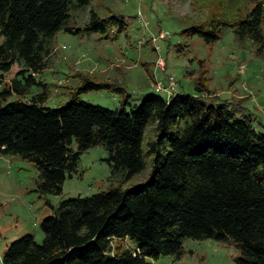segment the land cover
<instances>
[{
	"label": "trees",
	"instance_id": "obj_1",
	"mask_svg": "<svg viewBox=\"0 0 264 264\" xmlns=\"http://www.w3.org/2000/svg\"><path fill=\"white\" fill-rule=\"evenodd\" d=\"M91 1L0 0V78L19 62L24 69L17 75L42 69L57 32L106 38L110 24H118L116 33L124 29L116 16L102 19L93 11L84 26L72 25L70 10ZM254 1L244 17L223 25L264 48V0ZM216 24L183 34L213 43L220 38ZM19 82L16 76L0 90V156L28 162L38 173L40 192L59 195L80 153L101 146L121 180L107 192L64 201L42 220L41 243L20 238L0 264H153L180 256L185 239L229 242L240 252L234 264H264V131L238 115V104L206 98L203 75L194 94H149L130 111L128 94L117 110L86 103L50 109L43 106L45 95L7 102L11 92L22 95ZM98 88L109 89V82L84 77L73 95ZM150 125L155 137L144 150ZM145 158L148 178L125 186L145 170ZM124 239L135 247L113 250L111 242Z\"/></svg>",
	"mask_w": 264,
	"mask_h": 264
},
{
	"label": "rangeland",
	"instance_id": "obj_2",
	"mask_svg": "<svg viewBox=\"0 0 264 264\" xmlns=\"http://www.w3.org/2000/svg\"><path fill=\"white\" fill-rule=\"evenodd\" d=\"M254 5V0H93L88 6L70 10L71 24L84 26L93 11L102 19H121L125 25L121 32L116 33L118 24L108 26L106 38L98 33L73 36L57 32L43 68L17 75L24 65L14 64L0 78V90L9 88L17 76L22 95L11 92L7 102H29L45 95L43 106L50 109L86 103L117 110L122 96L128 94L126 111H130L146 95L168 96L154 90V81L167 87V78L171 76L174 92L194 94L196 80L203 75L207 80L206 98L238 104V115L249 116L253 126L264 131V48L248 39L236 38L232 29L223 25L238 21ZM213 20L220 29V38L213 43H206L201 36L189 38L183 34L193 26L210 28ZM262 26L264 30V18ZM159 60L164 62L163 71L155 67ZM84 77L97 84L108 81L110 88L74 97L73 92ZM154 137L150 125L145 130L144 150ZM107 158L101 146L80 153L73 171L66 175L61 193L51 195L40 192L39 176L31 164L16 156H0V258L24 236H32L36 243H41L42 220L53 216L64 201L117 188L121 177L113 175ZM145 160V170L125 186L139 185L148 178L150 158ZM111 244L113 250L135 247L128 239L113 240ZM239 254L229 242L185 239L180 256L160 257L152 263L234 264Z\"/></svg>",
	"mask_w": 264,
	"mask_h": 264
},
{
	"label": "built area",
	"instance_id": "obj_3",
	"mask_svg": "<svg viewBox=\"0 0 264 264\" xmlns=\"http://www.w3.org/2000/svg\"><path fill=\"white\" fill-rule=\"evenodd\" d=\"M155 67L163 71L165 69L164 62L162 60H159ZM174 87H175V82H174V79L171 76L167 78V87H164L158 81H154V85H153V88H154L155 91H157V92H166L168 96L176 94L174 92V90H173Z\"/></svg>",
	"mask_w": 264,
	"mask_h": 264
},
{
	"label": "crops",
	"instance_id": "obj_4",
	"mask_svg": "<svg viewBox=\"0 0 264 264\" xmlns=\"http://www.w3.org/2000/svg\"><path fill=\"white\" fill-rule=\"evenodd\" d=\"M175 92H178V91H175ZM165 98H168V96H167V97H165Z\"/></svg>",
	"mask_w": 264,
	"mask_h": 264
}]
</instances>
